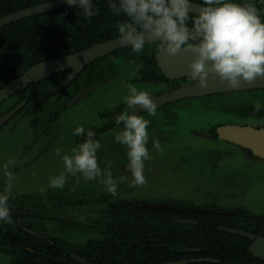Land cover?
I'll return each instance as SVG.
<instances>
[{
	"label": "trees",
	"instance_id": "16d2710c",
	"mask_svg": "<svg viewBox=\"0 0 264 264\" xmlns=\"http://www.w3.org/2000/svg\"><path fill=\"white\" fill-rule=\"evenodd\" d=\"M52 1L62 0H0V19ZM92 2L99 9V14L92 18L81 15L82 10L77 5L0 28V89L38 63L77 53L89 48L94 42L112 38L114 34L111 29L118 32L117 26L127 20L126 15L114 14L109 7L111 0ZM115 2L119 4V0ZM192 2L202 4V0ZM230 2L254 4L264 22V0ZM193 19L194 16L190 17L189 25H192ZM156 54L157 50L152 52V48L148 47L142 53L132 50L126 53L128 60H134L135 64L141 66H135L140 71L141 82L169 81L159 68ZM151 62L154 63L152 66L149 65ZM98 68L92 65L80 76L78 82L82 81L83 86H88L100 80L104 74ZM64 76L55 75L45 82L33 84L17 95L20 99H28L30 106L32 103L36 107L45 105L55 95L53 87ZM253 94L261 96L254 98V102L264 105V90H256ZM30 106L27 108L29 113L32 111ZM125 108V104L119 107L121 110ZM253 114L264 115V107ZM211 136L217 138V127L211 130ZM62 199L60 194L52 198L49 194L43 196L34 193L9 200L10 210L24 212L26 215L10 213L13 225L0 221V253L11 256L12 264H81L72 258V254L93 264H169L198 258H211L218 262L190 264H264V261L249 252L251 241L248 238L219 230V227H228L259 233L255 222L242 214H215L225 210L212 205L203 206L209 210L208 214L185 215L139 209L138 201L117 198L108 201L98 220V238L73 245L64 239L44 237L34 226L35 220L43 219L41 214L44 213L53 217L50 221H58V217L52 214L64 206ZM28 206L32 207L28 209ZM188 218L198 224H178L175 221ZM74 225L81 227L79 224Z\"/></svg>",
	"mask_w": 264,
	"mask_h": 264
},
{
	"label": "rangeland",
	"instance_id": "374dc122",
	"mask_svg": "<svg viewBox=\"0 0 264 264\" xmlns=\"http://www.w3.org/2000/svg\"><path fill=\"white\" fill-rule=\"evenodd\" d=\"M120 86L121 81L109 82L100 87L102 90L99 88L79 103L69 106L53 126V134L45 139L41 137L36 141L37 133L30 130L26 118H19L3 127L0 130V194H5L9 185L7 172L13 174L9 200L29 193H41L42 188L45 189L44 194L48 189L52 190L48 187L50 178L64 171L62 156L72 154L71 144L75 142L73 130L96 122L102 105L117 106L123 103L121 97L127 95L128 89ZM136 86L138 90H147L151 95L165 89V86L158 85ZM221 99L214 97L216 102ZM208 107L213 110L205 107L203 98H195L157 108L154 117L147 112L142 115L150 121L147 148L151 156L145 161L147 183L143 186H130L133 177L127 168V146L115 141L116 133L108 134L105 138L113 137L109 142L111 145L115 142L119 149L116 168L111 163L110 169L117 180V196L107 191L101 178L85 182L80 174L78 177L69 175L63 189L53 190V193H64L60 194L64 206L52 214L59 220L38 219L36 225L39 233L44 237L64 239L73 245L96 239L99 237L98 220L105 205L117 198L155 204L175 200L190 208L214 203L227 210L242 207L252 215H264V163L247 158L246 152H241L232 144L208 138L212 124L234 123L228 121L234 119L222 117L226 114L215 112L218 111L215 103ZM255 122L264 125V119ZM156 140H159L162 152L153 147ZM58 148L61 150L59 156L56 154ZM213 148L217 149V153L235 149L214 166V158H205L201 153L210 152ZM99 152L96 153L98 164L104 170L109 155L105 154L103 161ZM43 217L48 216L45 214ZM0 264H12L11 256L0 253Z\"/></svg>",
	"mask_w": 264,
	"mask_h": 264
},
{
	"label": "clouds",
	"instance_id": "9594fccd",
	"mask_svg": "<svg viewBox=\"0 0 264 264\" xmlns=\"http://www.w3.org/2000/svg\"><path fill=\"white\" fill-rule=\"evenodd\" d=\"M70 7L77 6V0H66ZM80 13L86 18L99 14L92 0H79ZM111 11L124 13L127 20L118 24L119 44L130 47L135 53H142L145 45L158 43L159 55L175 57L181 50L190 51L194 59L189 64L191 78L201 88H208L210 76L219 77L232 89L242 83H253L258 77H264V22L254 4H238L230 0H202V4L192 0H111ZM194 16L191 27L189 19ZM194 41V42H193ZM141 66H138V68ZM130 75H136L131 73ZM128 94L121 97L125 110L115 117L117 125L123 124V130L115 136V141L127 146L128 170L133 177L130 186H143L147 183L144 175L145 161L151 159L147 144L150 121L134 113V106H139L150 116H156L157 103L147 90L129 83ZM264 105L254 102V113ZM73 135L85 137L83 143L71 149V155H63L64 171L50 178L48 187L63 189L68 176L82 175L85 182L102 179V183L112 196L118 194V184L111 172L112 164L102 170L98 164L97 151L101 148L96 133L86 132L83 126L74 130ZM153 147L162 152L159 140ZM59 156L61 150L58 148ZM9 185L5 194H0V221L13 225L9 198L13 174L7 172ZM75 191V188L72 189ZM45 189H41V194Z\"/></svg>",
	"mask_w": 264,
	"mask_h": 264
},
{
	"label": "flooded vegetation",
	"instance_id": "af4514ba",
	"mask_svg": "<svg viewBox=\"0 0 264 264\" xmlns=\"http://www.w3.org/2000/svg\"><path fill=\"white\" fill-rule=\"evenodd\" d=\"M189 26L191 27V25H189ZM111 32L114 34V36L112 38L105 40V41H102V42H100V41L94 42L89 48H86L84 50H88L96 44L105 43V42L119 38V35H117L118 32L116 29H111ZM145 47L152 48V52H155L157 50V48L159 47V45H158V43H151V44L145 45ZM84 50H82V51H84ZM130 50H131L130 47L120 48V49H117L116 51H114L113 53L100 58L101 60L98 59V60L92 62L90 65H88L82 71V73L74 81H72L67 87H65L64 89H61V90H59V85L70 75L72 70H69V71H66L63 73H59V74L65 75V76L62 79H60L57 82V84L53 87V91H54L55 95H52L50 100L45 105L36 107L35 106L36 104L32 103V106H33L32 107V106H30L31 104H30L28 99H20L19 95H17L19 92H22V91L28 89L33 84L30 85L28 88L23 89L21 91H18L15 94H13L11 97H9L8 99H6L4 102H2L0 104V119L3 118L4 116L8 115L9 113H11L15 108H17L21 104H23V103H25V104L13 117H11L6 123H4L2 126H0V130L14 120H17L19 118H23V119L26 118L29 120L28 122H29L30 130H33L37 133V135L35 136L36 141L40 140L41 137L43 139H45L47 136H51L53 134V133H51V130H54L53 126L56 123H58L59 118L61 117L62 113L64 111H66L69 108V106H73V105L79 103L82 99L86 98L88 95H90L91 93H93L94 91L99 89L100 87L105 86L106 84H108L109 82H112V81H121V85L126 86V87L129 84V82H131V84H134V85L165 86V89L153 94L152 95L153 98L158 97V96L165 94L167 92L177 90V89L182 88L184 86L193 85V84L197 83V81H195L193 79L169 80L168 82H160V81H157V82H141L140 71H138L136 69L138 67L137 63L135 64L134 60H130V59L128 60V58L126 56V53L128 54V51L130 52ZM79 52H81V51H79ZM63 56H66V55H63ZM158 57H159V53L157 52V54H156L157 60H158ZM52 59H54V58H52ZM153 64H154L153 62L149 63V65H151V66ZM92 65H94V66L97 65V67H99L97 70L100 73H103L104 76L100 80L94 82L91 85L83 86L82 81L78 82V80L80 79V76L83 73H86V71L91 68ZM135 66H136V68H135ZM159 68H160V65H159ZM160 70H161V68H160ZM131 73H136V75H130ZM55 75H58V74H55ZM54 76H52V77H54ZM51 78H49V79H51ZM49 79H46V80H49ZM122 79H125V80L122 81ZM46 80L35 83V84H40L42 82H45ZM124 81H127V82H124ZM93 86H97V87L92 92L88 93L85 97L80 98V100L76 101L75 103H72L73 97H75L76 95L88 90L89 88H91ZM122 86H120V87H122ZM99 90H102V89L100 88ZM256 90L263 91V89H261V90L255 89V90H251V91L223 93V94L209 95V96H205V97H196V99L197 98H203V103L205 104V107H207V108L212 109V107H208V105L215 103V105L217 106V109H218V111L214 110L215 112L219 113V115L226 114V115L222 116L224 118L234 119V120H228V121L234 122L231 124H223L221 122L214 123V125L212 124L210 127V130L207 133V137L210 139H215L211 136V130L213 128L217 127V138L215 140L223 141L218 136V130L223 126H228V125H230V126L238 125L241 127L251 126L257 130L264 129V125H259L260 123L255 122V121H260V119L263 120L264 115L253 114V112H254L253 111L254 98H260L261 97L259 95L253 94V92H255ZM101 93H105V92L101 91ZM126 94H128L127 91H126ZM224 95H226V96H224ZM231 95H235V96L233 97ZM262 96L264 97V95H262ZM214 97H217V99H219V98H223V99L218 100L216 102L214 100ZM235 97H237V98H235ZM188 99H195V98H188ZM183 100H187V99H183ZM183 100L176 101V102H182ZM176 102H173V103H176ZM241 102L243 103V105L241 104ZM169 104H172V103H169ZM239 104H241V106H239ZM121 105H124V103H121L117 106H115V105H106V106L102 105L100 107L101 111H99L98 114L96 115V120H95L96 122H92L91 124L84 126V128H87V129H85L86 132L88 130L94 131L96 133L94 139L99 140L101 143V148L99 149L100 150L99 157H101V159L104 161L105 154H108L109 156L107 158V161H108V163L109 162L114 163L113 164V165H115V166H113L114 168H116V164H117L116 163V158H117L116 155L118 154L117 151L119 149H118V146L115 142L112 143L113 145L110 144L109 139H111L113 137H110V138H105V137L108 134H112V133L117 134L118 132H120V130H123V127H124L123 124L117 125L115 123V117L124 111V110L119 109V107ZM166 105H168V104H166ZM166 105H164V106H166ZM28 106H30V108L32 109V111L30 113L27 110ZM164 106H162V107H164ZM159 108H161V107H159ZM134 113H135V106H134ZM222 113H224V114H222ZM143 114L144 113H139L136 115L142 116ZM261 123H263V122H261ZM73 131H71V132H73ZM74 138H75V142H74V144L73 143L71 144V149L73 147H76L78 144L83 143L84 139H86V135H85V137L74 136ZM106 139H108V140H106ZM224 142H226V141H224ZM227 143L232 144L230 142H227ZM232 145L234 147L238 148L241 152H243V153L246 152L247 158L264 163V158H261V157L254 155L253 151L246 149V148H243V147H240V146H237L235 144H232ZM102 148H106L108 150H103ZM113 148H115V149H113ZM101 149L103 150L104 153L101 151ZM213 149L214 150H211L210 152H202L201 151V153H204V155L206 156L205 158H207V157L214 158L213 164L215 166V164L219 163L223 158H225L229 154L230 151H234L235 148L234 149L230 148L229 151L224 150V151H221L218 153H217L216 148H213ZM230 153H232V152H230ZM100 165L101 164H99V166ZM117 168H118V166H117ZM53 190H56V189H52V190L48 189L47 190V194H50V197H52V198H54L58 195V193H53ZM57 192H59V191H57ZM29 194H34V193H29ZM35 194H37V192H35ZM47 194H43V195L46 196ZM59 194H64V193L60 192ZM134 201L139 202V204L137 205V208L141 204H155V203H149V202H141L140 200H134ZM156 204H158V203H156ZM164 204L181 206V207H188L185 204H182V203L177 202L175 200H171L170 202H166ZM207 205L216 206V207H218V209L221 208V209L225 210V211L222 210L220 212H216L215 214H221V215L227 214L230 216L242 214L245 218L255 222L256 231L259 232V233H254V232H250V233L264 237V215H260V216L252 215V214L248 213V211L242 207L232 208L230 210H227L226 208L220 207L219 205H215L214 203L213 204H207ZM204 206H206V205H204ZM105 207H106V205H105ZM27 208L30 209L29 207H27ZM196 209L206 210L207 213H192V214H208L209 213V210L203 208V206L201 208H196ZM104 210H105V208L103 209V211ZM12 211H15V210H12ZM19 213L26 215V213H24V212H19ZM192 214H185V215H192ZM31 215H34V214L31 213ZM41 216L43 219H47V220H50L51 218H53V217H50L49 215H47L48 217L45 218V217H43L44 214H41ZM256 217H261V219H256ZM37 220L38 219L35 220V223ZM175 221L178 224H183L179 221H194V220L188 218L186 220L185 219H176ZM194 222H196L195 224H198L197 221H194ZM35 223H34V226L37 228V225ZM195 224H191V225H195ZM244 231H246V230H244ZM247 232H249V231H247Z\"/></svg>",
	"mask_w": 264,
	"mask_h": 264
},
{
	"label": "water",
	"instance_id": "95a60500",
	"mask_svg": "<svg viewBox=\"0 0 264 264\" xmlns=\"http://www.w3.org/2000/svg\"><path fill=\"white\" fill-rule=\"evenodd\" d=\"M194 4L200 5V3L192 2ZM77 5H79V0H77ZM66 0L62 1H52L43 4H39L30 7L25 10H21L10 15H7L0 19V28L8 26L12 23L34 17L37 15L53 12L56 10L69 8ZM190 27V26H189ZM155 43L150 42L148 44ZM147 45V44H146ZM120 48H126L119 44V38L111 40L105 43L96 44L88 50H84L75 54L61 56L54 59H49L47 61L38 63L28 69L22 76L14 79L5 87L0 89V104L6 99L11 97L13 94L28 88L30 85L44 81L51 78L55 74L63 73L72 70L70 75L59 85V90L67 87L72 81H74L82 71L90 65L92 62L109 55ZM194 59L190 51H184L176 55L175 57H167L165 55H159L158 63L162 70V73L169 80L178 79H192L189 69V64ZM211 86L208 88H201L197 83L193 85H187L177 90L167 92L158 97H154L155 102L158 107H162L166 104L173 103L188 98L205 97L209 95L223 94V93H233V92H243L251 91L255 89L264 90V77H258L253 83H242L239 88L232 89L227 86L226 83L221 82L219 77L212 79L210 76ZM97 86H93L88 90L76 95L72 98V103L80 100V98L85 97L88 93L92 92ZM25 103L21 104L15 108L11 113L0 119V126L6 123L11 117H13ZM146 111L141 109L139 106H135V113H145ZM218 136L220 139L226 142H230L237 146L249 149L253 151L254 155L264 158V129L257 130L251 126L241 127L238 125L233 126H223L218 130ZM140 209H150L159 212H169L176 214H192V213H207L206 210L196 209L190 207H181L175 205L167 204H141L138 206ZM12 214H18L17 211L10 210ZM183 224H195L194 221H179ZM219 230L229 234L241 236L248 238L251 241L249 247V252L257 259L264 261V237L252 234L250 232L233 229L228 227H219ZM36 235L35 232H31ZM78 263L81 264H93L88 262L86 259L72 254ZM211 262L216 263L218 260L211 258H198L192 259L190 261L172 262L169 264H190V263H202Z\"/></svg>",
	"mask_w": 264,
	"mask_h": 264
}]
</instances>
